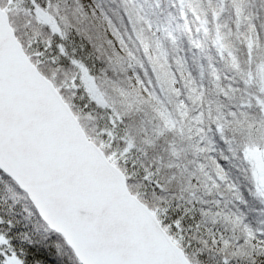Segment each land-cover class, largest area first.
Returning a JSON list of instances; mask_svg holds the SVG:
<instances>
[{
	"label": "snow or ice",
	"instance_id": "snow-or-ice-1",
	"mask_svg": "<svg viewBox=\"0 0 264 264\" xmlns=\"http://www.w3.org/2000/svg\"><path fill=\"white\" fill-rule=\"evenodd\" d=\"M0 264H264V0H0Z\"/></svg>",
	"mask_w": 264,
	"mask_h": 264
}]
</instances>
